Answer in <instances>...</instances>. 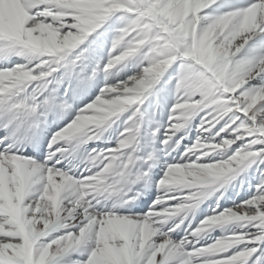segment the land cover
<instances>
[{
	"label": "snow or ice",
	"instance_id": "snow-or-ice-1",
	"mask_svg": "<svg viewBox=\"0 0 264 264\" xmlns=\"http://www.w3.org/2000/svg\"><path fill=\"white\" fill-rule=\"evenodd\" d=\"M215 3L217 0H0V264H60L62 258L71 255L86 259L68 264H247L257 251L247 245L264 244V181L254 198L207 218L189 235L199 237L227 221L241 222L255 232L241 231L211 245L189 248L187 237L179 241L171 238L183 219L167 232L159 230L168 217L188 209L182 210L188 204L168 206V201L177 199L175 186L201 189L185 198L198 204L205 194L211 195L228 183L211 177L173 183V166L217 163L167 167L158 183L160 196L152 211L135 218L139 223L95 210L97 198L114 187L106 181L124 177L122 170L127 165L121 150L127 148L120 143L94 157L103 169L85 178L73 179L55 167L60 163L57 157L68 152L67 146L73 141L87 144L99 139L100 133L125 113H116L99 126L90 122L99 115L98 109L105 107V101L121 95L124 87H133L134 76L127 82L106 85L62 130L53 132L43 161L19 154L21 146L35 145L40 139L41 115L69 110L73 103L81 102L77 89H66L64 98L58 99L57 89L50 91L49 85L58 87L63 77L57 79L56 74L64 69L68 75L81 59L69 60V53L110 17L120 14L130 22L113 42L105 73L138 54H144L148 64L143 69L149 71L150 63L162 60L158 73H165L174 62L180 63V98L171 110L164 143L167 145L176 134L171 129L182 106L198 104L196 111L211 109L200 125L202 132H211L225 117L230 123L221 132L240 121L233 133L235 139L223 141L232 145L247 134L249 144L231 156L241 162L243 170L257 159L264 162V147L247 150L264 146V46L251 47L240 56L249 41L264 38V0L218 16L205 15L204 10ZM13 56L30 59L9 67L7 61ZM31 58L39 62L33 64ZM114 87L119 91H112ZM135 108H130L132 113ZM38 109L42 113L38 114ZM128 128L122 133L125 138ZM191 149L186 157L202 159ZM215 151L204 149V154ZM213 185L211 191H203ZM60 229L64 233L53 237ZM239 245L244 247L237 248ZM254 264H264V253Z\"/></svg>",
	"mask_w": 264,
	"mask_h": 264
},
{
	"label": "rangeland",
	"instance_id": "rangeland-1",
	"mask_svg": "<svg viewBox=\"0 0 264 264\" xmlns=\"http://www.w3.org/2000/svg\"><path fill=\"white\" fill-rule=\"evenodd\" d=\"M254 2L255 0H217V3L204 10V14L208 16H218L240 7H247ZM129 22V18H122L120 14L110 17L101 28L91 33L76 49H73L69 53V60H76L77 56H81V59L76 60V66L72 68L68 75H65L66 70L61 69V71L56 74V77L57 79L63 77L62 82L58 87L55 83L50 84L49 90L51 91V89L56 88L55 94L57 98L60 99L64 98L66 89H77L81 102L78 104L73 103L69 110H57L55 112L54 120L57 121L58 126L53 132L62 130L71 122L75 115L78 114L79 110L83 109L88 103L93 102L99 96L101 90L106 85L114 86L121 82H127L130 77L141 74L143 67L147 66L148 62L145 60L144 54H138L136 57L131 58L108 73L103 71L109 59V51L112 48L114 40L121 34L120 30L125 28ZM261 46H264V38L255 37L253 40L249 41L248 46L241 52L240 56H245L251 47ZM28 59L30 58L13 56L10 62L13 65L22 64L27 63ZM31 59L33 60V64L39 62L35 60V58ZM12 64H10L9 67H11ZM180 72V63L174 62V64L165 71L159 84L147 94L141 106L143 119L141 121L142 126L138 136V143L134 148L121 150V159L127 165V167L122 170L124 172V177L116 181L112 179L106 181L108 184L114 183V187L109 191L111 195H108L110 198L108 203L103 201L101 196L97 198L94 204L97 203L99 205V207H96L98 210L107 209L108 211L116 212L122 209V204L120 201H115V193L132 194L131 192H133L137 194L142 189L144 193H146L148 199V210L146 211V214H148L153 210V206L160 196L158 183L165 175L167 167L178 163L224 162L230 159L231 156L236 154L240 149L246 148L249 144V138L247 134H245L244 140H236L235 143L226 150L223 149L210 152L208 155L204 154V150L199 151L197 155L202 157V159L199 160L191 156L186 157L184 154L189 149L193 148L197 141L207 144H220L224 139H235L233 133L240 124L239 120L236 124L229 127L226 132L220 131L221 128L230 123L229 117H225V119L211 132L200 131L203 118L207 116L211 109L197 111L184 129L177 132L167 145L164 143L166 131L170 128L171 110L180 98V94L177 92ZM43 98L44 97H41L40 99ZM42 111L43 110L38 109V114L42 113ZM132 111V109H129L116 119L110 127L103 130L100 133L99 139L87 144H78L76 141H73L67 146L69 149L68 152L63 156L57 157L60 163L56 164V166L58 167L66 159L72 163L81 162L87 165L86 159L88 158V154L94 159V157L101 153L117 148L120 141L125 138L122 136V133L129 127L127 122L129 117L132 116ZM50 113L53 112L49 111L46 115H41V118L48 117ZM256 126H261L259 118L256 121ZM218 132L220 133L219 135L216 134ZM238 134L239 133H236V135ZM50 139L51 137L48 139V142ZM48 142L45 155L42 159H45L49 151ZM262 147L264 146L254 145L247 150L258 151ZM90 162L91 164L88 163L89 167L97 164L101 167L99 171H102L103 165L100 161L94 159V161ZM88 173L89 169L82 173V177L89 175ZM262 181H264V162H260L259 159H257L244 168L243 171H240L234 179L229 180L223 189L213 191L211 195L205 194L200 198L198 204H195V201H187L185 198L201 189L186 185H177L175 186V188L178 189L176 192L177 199L168 201V206L179 207L181 204H188V209L185 212L168 217L162 228H159V225H154V227L159 228L160 231L167 232L169 227H173L183 219L181 226L177 228L175 232L171 233V238L174 241H179L187 237L188 240L191 241V244L188 246L189 248L211 245L218 240L228 238L234 233H240L241 231L255 232L256 229L244 227L241 222L227 221L214 225L210 230L201 234L199 237L194 238L189 235L190 232L194 231L207 218L213 215L223 214L227 210H234L237 206L245 204L249 199L254 198L257 194L258 186ZM214 187L215 185L210 186V188L203 189V191L207 193ZM193 204H195L194 207L192 206ZM96 208L95 210H97ZM159 210L161 212L164 211L163 208ZM136 212L137 211H134L133 215L134 213L136 214ZM64 231V229H60L58 232L53 233L52 236L63 234ZM247 246L249 249L257 248V251L247 262V264H254L255 261L261 259V254L264 253V244L257 245L249 243ZM243 247L244 245L237 246V248ZM83 259H86V256L71 255L62 258L60 264H68L69 261Z\"/></svg>",
	"mask_w": 264,
	"mask_h": 264
},
{
	"label": "clouds",
	"instance_id": "clouds-1",
	"mask_svg": "<svg viewBox=\"0 0 264 264\" xmlns=\"http://www.w3.org/2000/svg\"><path fill=\"white\" fill-rule=\"evenodd\" d=\"M215 41H213L214 43ZM210 47V45H208ZM119 62L120 57L116 58ZM162 60H156L155 63H150L148 69H142L141 74L134 76L133 87L129 89L124 87L122 94L114 97L113 100L105 101V107L98 109L99 115L91 118L90 122L97 123L98 126L105 123L110 117L119 112H126L134 105L136 106L135 111L132 113L131 127L127 129L128 136L120 141V145L124 148H134L138 143V136L141 131V121L143 114L141 113V106L143 105L147 94H149L156 85L159 84L164 72H157V65H162ZM114 66V65H113ZM191 90V86H190ZM112 91H119L118 88H113ZM198 104L182 106L183 110L177 117L178 122L172 126L173 134L180 132L186 127L190 119L197 112ZM111 125H109L110 127ZM171 139V137H170ZM230 141H222L220 144H207L197 141V143L191 149L194 152H199L204 149L210 150H223L231 146ZM207 154V153H205ZM151 158V157H149ZM235 165V166H234ZM174 170L170 177V181L173 183L187 181L189 178L193 180H204L205 177H211L213 179L223 178L226 181L232 180L236 175L242 171V164L240 161L230 158L229 161L217 163L215 165H177L173 166ZM189 206H182L188 208Z\"/></svg>",
	"mask_w": 264,
	"mask_h": 264
},
{
	"label": "bare ground",
	"instance_id": "bare-ground-1",
	"mask_svg": "<svg viewBox=\"0 0 264 264\" xmlns=\"http://www.w3.org/2000/svg\"><path fill=\"white\" fill-rule=\"evenodd\" d=\"M10 61H11V59L9 61H7L8 66H10V64H12ZM0 66H3V65L0 64ZM54 119H55V112L50 113L49 116L46 118L42 117L43 124L41 126V130L39 131L40 139L35 143V145L30 143V144H27L26 146H21L22 152L19 154H22L25 158L31 157V158L35 159L37 162L43 161L44 159H42V157L45 155V152H46L45 150H46V145H47L48 139L51 137L53 130L58 126L57 121H55ZM84 155H85V153H84ZM87 157H88V155H87ZM89 158H91V157H89ZM93 161H94V159H93ZM88 163L91 164L89 159L86 163L87 165H84V163H81V162L80 163H75V162L72 163L66 159L58 167L56 165H55V167L58 170L63 171L66 174L72 176L73 179H81V178H85L88 176V175H86L85 177H82V173L84 171H88V169H89L88 174L90 175V174L97 173L101 168L97 164L94 166L91 165L89 167ZM131 193L132 194H129V193L117 194V193H115L116 194L115 195V201L116 202L120 201V203L122 204V209H119L116 212L115 211H108L107 209L98 210L96 207H99V205L96 203L95 204V208L97 209L96 211L98 213L103 214V215L111 214V215H116L119 217H126L129 219H132L134 223L141 222V221L136 220L135 218L136 217H143V216L147 215L146 211L148 210V208H147L148 207L147 206L148 205L147 204L148 199H147L146 193H144V190H142V189L137 194H135L133 192H131ZM108 195H111V194L108 193ZM108 195L102 194L101 195L102 198L101 197L100 198L103 201H106L108 203L110 201V198ZM148 195H149V193H148ZM101 199H99V200H101ZM111 200H112V198H111ZM134 211H137V212H136V214L134 213V215H133Z\"/></svg>",
	"mask_w": 264,
	"mask_h": 264
}]
</instances>
